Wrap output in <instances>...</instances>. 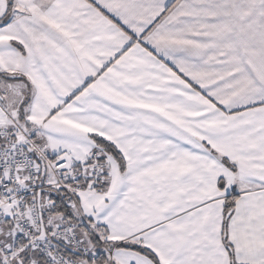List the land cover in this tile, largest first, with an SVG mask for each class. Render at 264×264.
Instances as JSON below:
<instances>
[{
    "label": "snow or ice",
    "instance_id": "snow-or-ice-1",
    "mask_svg": "<svg viewBox=\"0 0 264 264\" xmlns=\"http://www.w3.org/2000/svg\"><path fill=\"white\" fill-rule=\"evenodd\" d=\"M0 264H264V0H0Z\"/></svg>",
    "mask_w": 264,
    "mask_h": 264
}]
</instances>
